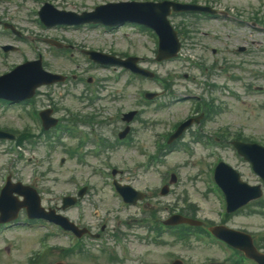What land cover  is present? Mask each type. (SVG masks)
Masks as SVG:
<instances>
[{
  "label": "rangeland",
  "instance_id": "rangeland-1",
  "mask_svg": "<svg viewBox=\"0 0 264 264\" xmlns=\"http://www.w3.org/2000/svg\"><path fill=\"white\" fill-rule=\"evenodd\" d=\"M80 1H86V0H60V5L65 7H71V6H78ZM91 2H95L98 0H90ZM204 2L205 0H199ZM217 2H221L224 5L233 6L235 11L242 12L244 17L251 16L252 13H258L259 11L263 12L264 15V1L262 0H215ZM262 4V5H259ZM259 8V10H258ZM221 25L229 28L231 27L229 22H226L225 24L221 23ZM204 27H216L219 28L221 31L226 32V29L221 27L220 25L216 23H205L203 24ZM235 28V27H231ZM68 33L66 31H56L54 28L48 30L45 34L47 35H57L61 39L67 38L72 41V43L76 46V48H79L80 46L84 45L85 43H89V45L99 46L104 49H109L110 46L108 44V39L105 37H99V35L96 31L92 30H85L84 33H76L72 32L69 28ZM35 32L36 35V42L40 46V51L43 53L44 57L47 58L46 48L39 43V37L44 34H40L43 31L38 27L37 32ZM231 38L233 41H243L244 36L248 35L247 31H238L237 33H234L233 31L230 32ZM71 36V37H67ZM262 41V39H261ZM81 42V43H80ZM116 46L112 47L115 50L118 51H139L141 54L144 52L141 50L144 49H150V47H147L143 43V38L138 36H130L129 38H123L121 34L117 35ZM140 49V50H139ZM140 54V55H141ZM20 55H23L22 52L17 53L16 56L14 54L11 55L14 61L20 60ZM255 57L260 58L262 62L264 63V55L259 54L257 51H255ZM28 59L22 58L20 61H26ZM50 63L56 67L61 59H57L55 57H52L49 59ZM64 67L63 70H66L70 64H62ZM172 63H166L162 64L159 67L158 70L162 72L164 69L172 68ZM2 67L0 66V69ZM121 86V85H118ZM116 88V86H114ZM129 88V87H127ZM56 98H64L67 99V97L73 98L74 104L67 105L62 104V107L67 105L71 109L76 110L80 107L78 100H76L73 97V94H66L62 91H57L55 93ZM230 101L229 109L228 111L223 115V121H230L235 123L236 125H241L243 128L247 130V133H250V135L260 138L264 141V113L257 107V104L259 102L258 97H252V100L248 99V97H242L238 101ZM60 107V110L58 114L62 115L64 114L63 108ZM112 107H115V103L112 105ZM150 116H154L152 112H148ZM25 121L21 118H18L16 116V113H13V110H10L7 114H3L0 112V126H6L11 125L14 127H20L23 125ZM31 154H33L36 157H43L44 161L42 164L39 165V170L43 169L47 165V160L52 164V171L47 175V181L45 182L46 185H51V192H48L45 190L46 196L49 197H56L58 194H62L65 192H71L75 188V184L70 182V177H74L77 175V169L74 167V163L72 160H67L66 163L63 166H60L58 164V160L61 156H64L61 149L58 148L53 152V148H47L45 149L44 146L38 145L37 149L34 151H30ZM48 153H51L48 154ZM114 160L118 162L117 157L115 156ZM119 167H127L126 165H122L118 162ZM184 166V164H182ZM18 168L16 171V176L20 177L22 174H24L21 178L22 180H27L28 176H32L35 181H38L36 178L34 169V164H26L24 161H21L18 163ZM84 170V177L78 181L81 182L83 179L86 178V174L88 169ZM128 176L127 169H125L124 175ZM180 182L178 186L176 187L177 191L181 193H187L191 200L196 201L199 205V214L204 216H211L214 217L215 212V202L212 199H204L201 195V185L198 182L197 178L195 177L193 173V167L190 165H187V167H182L180 169ZM15 177V175H14ZM16 178V177H15ZM135 186L143 188L147 185L146 182L143 180V176L140 175L139 177L135 179L129 180ZM77 183V184H78ZM40 186H43V183H39ZM154 184H157L154 183ZM153 185V184H152ZM89 195L95 197L98 199L99 203L96 204L95 207L88 208L87 216H85L84 222L91 223L93 226L97 227V224H99L102 220V216L105 212H111L114 210L115 201L111 200L109 197V194L107 193L106 189L104 188H98L97 190L91 192ZM100 197H105L107 200H102ZM156 200V199H155ZM159 202L162 203L166 199L158 198ZM96 211L97 216H92V213H95ZM77 212V209H71L69 213L71 214L72 219H78L79 216H75V213ZM124 217V216H123ZM114 218V217H113ZM109 228L116 224V221L112 219V217L107 221ZM230 226L233 227H244L249 230L259 231L264 233V217L259 216L255 214V210L252 208V206L245 209L243 214L237 216L232 221L229 222ZM41 232L37 229L34 230H16L13 232H9L4 237H0V264H24L25 258L27 255L32 251L33 248H35L38 244L39 237L41 236ZM12 238V239H9ZM26 241L28 242V248L27 251L23 254V251L20 247L22 245V242ZM12 243L13 245L9 247V253H6L4 249V245ZM49 243H52L54 245L58 244H67L68 240L66 237L57 235L55 237H52L49 241ZM264 244V242H263ZM132 246L134 248L135 252L143 253L146 257L145 264H168L169 261L172 259L174 255L176 257L182 258L187 264H202V261H205L206 259H211V264H222L220 262V257L218 254H216V250L213 247H201L200 245L189 241L188 243H176V244H166L159 247H153L150 246L148 243H145L142 241V239L139 238H132ZM159 253V254H157ZM216 254V255H215ZM60 255L58 252L51 253L48 258L46 259V262L53 261L54 259L59 258ZM65 261L68 264H114L106 261L104 259V256L97 255L93 253L91 256H89L86 260H79L77 256H71L67 257Z\"/></svg>",
  "mask_w": 264,
  "mask_h": 264
}]
</instances>
